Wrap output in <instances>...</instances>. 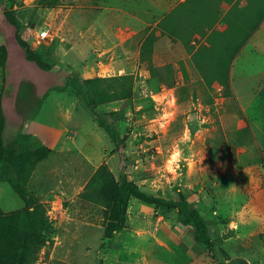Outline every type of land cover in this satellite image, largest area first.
<instances>
[{"label": "rangeland", "instance_id": "374dc122", "mask_svg": "<svg viewBox=\"0 0 264 264\" xmlns=\"http://www.w3.org/2000/svg\"><path fill=\"white\" fill-rule=\"evenodd\" d=\"M236 1L242 10L237 8L232 15L230 33L212 46L207 38L212 30L208 24L224 29L223 19ZM159 5L160 0H4L0 31L6 44L0 47L5 46L6 55H0V61L5 62L8 73L0 67V101L11 139L27 129L31 118L39 117L36 123L42 126L51 120L69 143L77 140L90 150L93 147L96 158L115 154L112 167L107 165L117 180L121 175L145 183L157 179H240L238 166L245 149L257 146L264 154V135L244 115L238 99L240 91L264 86V55L251 42L254 32L232 59L231 53L238 29L244 34L242 25H256L264 17V0H187L172 10L173 16L161 27L158 23L172 11L159 21L166 13L163 10H168ZM82 28L100 37L81 39ZM43 30L49 31L45 39L39 36ZM20 39L51 69L43 70L28 60ZM148 39L145 50L152 63L141 58ZM218 64L229 71H218ZM117 75L133 77V96L93 107L85 80ZM70 79L81 88L70 84ZM51 95L57 102L48 100ZM52 106L62 110L59 119L54 120L55 115L50 119L47 112L38 115L42 107ZM69 115L73 117L66 124ZM86 115L95 124L82 121ZM92 134L95 142L88 138ZM174 149L181 153L177 160L171 159ZM244 159L248 166L255 163L253 154ZM61 160L53 165L49 162L54 160L42 162L38 173L48 165L49 172L60 170L66 179H55V172L49 177L41 174L30 187L47 206L55 227L37 264H135L137 258L142 260L140 248L137 254L128 253L123 246L115 250L111 240L102 243L101 232L94 228L104 227L107 210L81 195L100 166L78 161L74 167L58 169L56 166L65 164ZM72 176L76 179H70ZM178 189L174 187L173 192ZM197 199L203 214L211 212L206 196ZM3 202L0 195V206ZM137 202L145 207L137 224L156 220L158 213H149L152 205ZM248 207H257L263 221L246 226L245 238L226 247L221 246V240L236 235L235 230L219 232L215 221L211 223L214 246L207 248L210 263L232 264L233 257L241 254L251 262L246 264H264V201L251 202ZM128 209L127 223L139 213L136 206L129 204ZM4 213L10 216L8 220L17 216ZM7 231L9 227L0 231V264L6 255L3 246L9 244ZM127 233L129 245L142 242L137 232ZM179 262L186 264V260Z\"/></svg>", "mask_w": 264, "mask_h": 264}, {"label": "crops", "instance_id": "0c3cea01", "mask_svg": "<svg viewBox=\"0 0 264 264\" xmlns=\"http://www.w3.org/2000/svg\"><path fill=\"white\" fill-rule=\"evenodd\" d=\"M186 1L187 0H160L159 8H167L168 10H163V13H166L162 15V18L159 19V21H161L174 8L182 6ZM80 34L81 39L92 40L95 37L97 38V36L100 37L99 34L97 35L96 32L91 29L87 30L82 28ZM251 42L258 49V53L264 55V19L262 20L260 27L253 34ZM4 44H6L5 36L0 31V45ZM253 88L254 87H250L249 92L245 91L242 93L240 91L238 95L239 105L247 119L253 121L256 128H258L262 132L261 134L264 135V86ZM48 100H54L55 103L57 102V97H52L51 95L48 97ZM53 107L54 106L47 108L42 107L38 115L47 112L49 113V116L55 115L54 120L59 119V112L62 110H60L59 107ZM22 114V112H19L20 118ZM72 117L73 115H69V118L65 120L66 124L70 123ZM38 118L39 117L31 118L27 131L37 135L53 150L52 154L46 159L54 160L49 162L51 163L50 165H53V162L62 159L61 161L65 162V164L63 163L64 165L61 164L56 166L58 169L66 166L74 167L75 163L78 161H82L85 164H90L92 166L96 165L97 167L102 164H108L112 167V160L116 157L115 154L109 152L107 154H101L96 158V154L92 150L93 147H91L90 150L86 145L81 144L82 142L77 140L74 141V143H69L70 139L61 133L60 128L57 125H51V120L45 125L40 126L36 123ZM81 120L86 123L92 122L95 124V122L92 121V119L90 120L87 115L81 118ZM16 135L12 139L8 135L7 117L5 133L6 142L10 144L15 139ZM88 138L91 140L90 142L96 141L94 134L91 136L88 135ZM250 154H253L255 158V163L252 166H248V160L244 159V156L248 157ZM95 161L97 162L95 163ZM40 164H38L33 172L29 182L30 187L32 180L37 179L41 174L49 177V174L55 172V179H66V175H64L63 172L61 173L60 170L54 171V169H51L49 172L48 165L44 168L46 171L42 169L38 173ZM238 174L240 175V179H167V181L164 179H157L156 181H153V183L151 181L148 183H145L144 181L140 182V180L135 181L137 184L139 183L138 185L144 190L165 198L174 197L175 193L173 192V189L174 187H178L187 195L190 201L196 204L201 213L203 211L202 208H200L202 203L199 202L198 204L199 199L197 198H204L206 196L207 206L209 207L208 211L211 212L202 214L209 222L210 233H214L211 226V223L214 221L217 224L219 232H225L228 229L235 230L236 235L221 240V246L226 247L228 246L227 244L245 238L243 234L246 226L251 228L253 224H258L263 221L262 215L257 211V207L252 209L248 207L251 202L252 204L255 202V205H257L259 201H264V154L262 155V152H260L257 146L255 148H246L244 155H240ZM46 176L43 177L45 178ZM252 177L254 179H251ZM70 179L76 178H73L72 176ZM0 195L4 200V206H0V210H3L4 212H16L25 206L23 200L14 192L11 185L7 182H0ZM74 197L72 198L74 199ZM137 200L135 198L130 200V205L136 206L139 212L134 216V219H132L134 221L128 219L127 228L117 233L110 241V244L115 250L119 251L121 246H123L128 253L137 254V248H140L141 254L143 255L142 260L137 258L135 264H142V261H144V264L145 262L148 264H179V261L185 260L186 264H212V262L210 263V257L208 254L209 250L202 247L200 244L195 243L193 229L184 228L178 223V212L176 210L158 209L156 206L152 205L151 212L149 213L150 215L158 213L156 220L154 219L155 221L153 220V222L149 224H137L136 222L142 218V210L144 209L145 211V207L139 204ZM128 210L130 211V209ZM234 217H241L243 219L234 220ZM94 228L101 232L100 239H102V243L104 244L105 228L97 226H94ZM129 230L137 232V235H139L137 237L138 240H142L139 245L135 247L129 245L126 239ZM123 234H125V238L123 237ZM174 245L178 248L174 247ZM157 248H162L163 250L159 252ZM168 257L174 259L170 260ZM233 258L232 264L251 263L241 254L234 256Z\"/></svg>", "mask_w": 264, "mask_h": 264}, {"label": "trees", "instance_id": "16d2710c", "mask_svg": "<svg viewBox=\"0 0 264 264\" xmlns=\"http://www.w3.org/2000/svg\"><path fill=\"white\" fill-rule=\"evenodd\" d=\"M3 2L4 0H0V5ZM237 2L229 9V13L223 19L226 24L224 29H217L216 23L208 24L209 29L211 27L212 30L207 34V38L212 46H215L216 39L224 38L226 34L230 33L232 15L235 14L237 8H241ZM174 11L159 22L158 26H163L173 16ZM263 19L264 17L256 25L249 22H246L245 28L242 25L244 34L240 33V29H238V37L231 53V59L234 54L239 52L246 38L260 27ZM148 42L149 39L142 46L141 58L152 63V58L148 55L149 51L145 50L149 48ZM20 44L28 60L43 70L51 69V66L31 48L26 40L20 39ZM5 53V46H1L0 55L5 56ZM0 67L4 68L5 74L8 73L4 61H0ZM151 69L154 70L153 67ZM218 71L228 72L229 68L218 64ZM70 84L78 89L81 88V85L76 81L73 82L72 79H70ZM85 85L90 91L93 107L130 99L134 90V81L131 75L90 78L85 80ZM99 118L102 126L108 129L103 118ZM6 126L7 117L0 101V182L9 183L25 204L24 208L14 212V216H17L11 220H8L9 215L0 210V231L9 227V231H7L9 244L3 246L6 254L3 256V264H37L39 253L48 245L55 227L48 214L47 206L31 190L29 182L38 164L46 160L53 150L37 135L29 133L26 128L19 131L10 144L7 143L5 139ZM81 197L87 202L101 204L107 210L104 238L108 241L127 228L130 200L136 198L149 205L166 210H176L178 223L184 228L193 229L195 243L208 249L214 246L208 220L196 204L190 201L180 189L172 198L158 196L146 192L135 181L129 180L126 175H121L120 179L117 180L109 166L102 164L90 179L86 191Z\"/></svg>", "mask_w": 264, "mask_h": 264}, {"label": "clouds", "instance_id": "9594fccd", "mask_svg": "<svg viewBox=\"0 0 264 264\" xmlns=\"http://www.w3.org/2000/svg\"><path fill=\"white\" fill-rule=\"evenodd\" d=\"M181 156V153L179 151L173 150V155L171 157L172 160H177L178 157Z\"/></svg>", "mask_w": 264, "mask_h": 264}, {"label": "built area", "instance_id": "2783aa9c", "mask_svg": "<svg viewBox=\"0 0 264 264\" xmlns=\"http://www.w3.org/2000/svg\"><path fill=\"white\" fill-rule=\"evenodd\" d=\"M48 35H49V31H47V30H43V31L39 34L40 38H42V39H45Z\"/></svg>", "mask_w": 264, "mask_h": 264}]
</instances>
